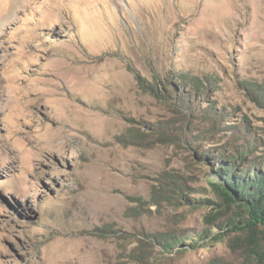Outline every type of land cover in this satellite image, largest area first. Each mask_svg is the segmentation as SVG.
Listing matches in <instances>:
<instances>
[{"label":"rangeland","instance_id":"rangeland-1","mask_svg":"<svg viewBox=\"0 0 264 264\" xmlns=\"http://www.w3.org/2000/svg\"><path fill=\"white\" fill-rule=\"evenodd\" d=\"M243 148L264 159V0H0V264H253L246 233L158 242L216 231L185 196L217 201Z\"/></svg>","mask_w":264,"mask_h":264},{"label":"trees","instance_id":"trees-1","mask_svg":"<svg viewBox=\"0 0 264 264\" xmlns=\"http://www.w3.org/2000/svg\"><path fill=\"white\" fill-rule=\"evenodd\" d=\"M167 85L170 81L166 82ZM166 85V86H167ZM152 86V92H155ZM183 93V94H182ZM181 98L185 97L184 91ZM254 95V93H252ZM142 136L146 134L142 133ZM161 135H159L160 137ZM248 150L230 153L221 157L217 163L214 177L210 178V190L216 200L208 198H191L186 195L187 201H204L214 203L212 212L204 218V224L213 225L216 231L210 235L206 229L197 236L199 240H192V244L183 243L180 238H160L158 242L165 249L181 252L185 247H195L200 240L221 242L230 233L240 232L252 237L253 253L250 255L253 264H264V159L255 161L245 158ZM201 159L203 157L199 156ZM189 203V202H188ZM190 204V203H189ZM197 206H191L194 208ZM220 217H225L220 224H213ZM232 264V263H227Z\"/></svg>","mask_w":264,"mask_h":264},{"label":"bare ground","instance_id":"bare-ground-1","mask_svg":"<svg viewBox=\"0 0 264 264\" xmlns=\"http://www.w3.org/2000/svg\"><path fill=\"white\" fill-rule=\"evenodd\" d=\"M57 131L58 129H52L47 126L46 128H44V132L40 134L41 137H44L43 139H41V141H43L46 145H51L58 136ZM56 142H58V140Z\"/></svg>","mask_w":264,"mask_h":264}]
</instances>
